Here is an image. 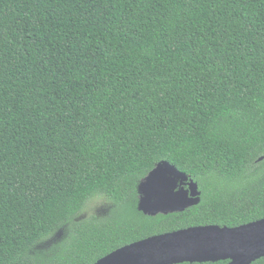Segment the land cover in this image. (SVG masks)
<instances>
[{"label": "trees", "instance_id": "1", "mask_svg": "<svg viewBox=\"0 0 264 264\" xmlns=\"http://www.w3.org/2000/svg\"><path fill=\"white\" fill-rule=\"evenodd\" d=\"M161 163L198 204L139 209ZM262 219L264 0H0V264Z\"/></svg>", "mask_w": 264, "mask_h": 264}, {"label": "water", "instance_id": "2", "mask_svg": "<svg viewBox=\"0 0 264 264\" xmlns=\"http://www.w3.org/2000/svg\"><path fill=\"white\" fill-rule=\"evenodd\" d=\"M160 165L163 163L157 167ZM171 169L182 181L181 185L184 184L183 181H187L188 190H179L182 197L187 194L196 201L194 205L198 204L202 195L199 185L174 167ZM155 174L156 178L159 177V169L155 168L146 179L155 177ZM162 174L164 178L170 180L171 175H167L166 171ZM156 181H152L155 184L152 186L163 190L161 187L163 183ZM168 186L165 188L168 191L175 188ZM179 197L176 198L180 199ZM139 209L148 215L141 208V199ZM262 258L264 219L235 228L199 226L156 235L118 249L95 264H194L220 261H229L228 264H253Z\"/></svg>", "mask_w": 264, "mask_h": 264}, {"label": "rangeland", "instance_id": "3", "mask_svg": "<svg viewBox=\"0 0 264 264\" xmlns=\"http://www.w3.org/2000/svg\"><path fill=\"white\" fill-rule=\"evenodd\" d=\"M153 180V178H148L143 180L141 184V208L148 215L154 216L158 214L181 213L188 210L192 206H195L194 204L196 201L187 196V194L184 195L183 198L177 186L174 189H170L169 191H160L159 187L152 186L155 185L152 182ZM161 187L163 186L161 185ZM176 197H179L180 199ZM103 205L104 207L106 206L105 202L102 200L89 204L83 213L82 218L100 213L102 211Z\"/></svg>", "mask_w": 264, "mask_h": 264}, {"label": "flooded vegetation", "instance_id": "4", "mask_svg": "<svg viewBox=\"0 0 264 264\" xmlns=\"http://www.w3.org/2000/svg\"><path fill=\"white\" fill-rule=\"evenodd\" d=\"M168 166L167 165H164V163H163V165H160L159 167H157L159 169V177H157V178L156 177H153L154 180L155 181L157 180V182L159 181L160 184H161V182L163 183V185H162L163 186L162 187L163 190H166L165 189V188H167L166 185H169L170 187H172V186H175L176 187L177 186L178 187V190H181V189L188 190V187L186 186L187 181H183L184 184L181 185L182 181L180 180V178L177 177L174 172H172V169H171L172 167H168ZM164 171H166L167 175H171L170 176L171 177L170 180H168V179H166V178L163 177L164 174H162V173Z\"/></svg>", "mask_w": 264, "mask_h": 264}]
</instances>
